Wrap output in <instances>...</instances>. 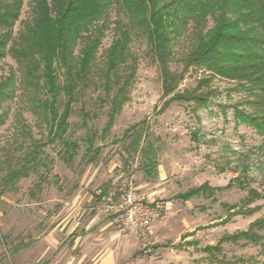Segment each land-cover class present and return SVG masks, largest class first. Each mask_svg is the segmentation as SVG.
<instances>
[{
    "label": "rangeland",
    "instance_id": "rangeland-1",
    "mask_svg": "<svg viewBox=\"0 0 264 264\" xmlns=\"http://www.w3.org/2000/svg\"><path fill=\"white\" fill-rule=\"evenodd\" d=\"M23 2L14 32L30 16L31 0ZM117 15L111 10L98 51L100 66L114 38ZM190 46L185 33L174 45L171 69L181 70L180 58ZM130 48L138 57L135 79L108 134L94 142L100 146L97 158L86 162L84 137L89 129L99 134L107 119L106 101H97L103 95L98 77L77 88L63 137L41 145L26 163L28 174L8 190L1 191L0 184V264H206L204 246L246 229L264 213V136L234 117L236 106L251 110L246 92L231 90L233 82L215 77L210 82L215 92L206 106L182 101L166 105L157 64L140 30H132ZM10 71L18 76V64L7 54L0 59V79ZM204 73L190 67L178 89L195 87ZM44 97L43 88L18 80L14 97L0 104L7 112L0 125V179L26 162L32 142L47 139L39 102ZM59 103L61 109L62 99ZM83 111L90 113L86 122ZM133 126L142 137L137 151L128 155L123 138L128 140L126 131ZM63 139L78 144L72 159L63 152ZM147 142L155 152L151 169L141 153ZM236 178L244 179L243 186L232 184L186 200L178 196L203 183L222 187ZM104 188L108 193L99 199ZM247 188L260 197L242 206ZM223 204L242 206L244 213L228 216ZM222 246L227 259L241 256L248 262L254 257L248 264H264L259 248L250 243Z\"/></svg>",
    "mask_w": 264,
    "mask_h": 264
},
{
    "label": "trees",
    "instance_id": "trees-1",
    "mask_svg": "<svg viewBox=\"0 0 264 264\" xmlns=\"http://www.w3.org/2000/svg\"><path fill=\"white\" fill-rule=\"evenodd\" d=\"M23 3V0H0V59L10 54L19 68L18 76L10 71L0 79V104L14 97L18 80L34 89L43 88L45 97L39 102L48 131L45 142H32L25 163L1 177V191L8 190L28 174L26 163L34 158L41 145L63 137L73 113L77 88L94 82L96 77L101 79L99 86L103 90L97 101H106L107 119L99 134L89 129L84 141L86 162L97 158L100 146H94V142L98 136L104 138L108 134L129 98V88L135 79L138 57L130 48L132 30H140L146 38L160 73L162 96L168 97L164 104L182 101L204 107L215 92L210 86L211 80L220 77L233 82L231 90L245 91L244 101L251 106L250 111L235 107L236 122L251 126L258 135L264 136V0H31L30 16L14 32ZM113 9L118 14L112 22L115 35L104 51L100 66L98 51ZM185 33L191 37V46L180 58L181 70L176 71L170 67L174 45ZM192 66L202 69L204 76L195 87L179 90L180 81ZM88 116L90 113L83 111L84 122ZM6 118L7 112L0 110V125ZM126 136L124 150L131 155L139 148L142 132L133 126L126 131ZM192 137L197 138L196 134ZM147 145L141 153L146 169H151L155 152L150 142ZM63 147V152L72 159L78 144L63 139ZM247 167L243 165V171ZM232 184L243 186L244 179L236 178L222 187L203 183L178 196L186 200L199 194L212 195ZM107 193L104 188L98 198ZM259 197L254 188H247L242 206ZM223 205L228 209V216L244 213L242 206ZM241 240L257 246L264 256V213L246 229L225 234L215 245L204 246L201 250L206 253V264L253 262L254 257H249L248 262L241 256L226 258L222 243Z\"/></svg>",
    "mask_w": 264,
    "mask_h": 264
},
{
    "label": "crops",
    "instance_id": "crops-1",
    "mask_svg": "<svg viewBox=\"0 0 264 264\" xmlns=\"http://www.w3.org/2000/svg\"><path fill=\"white\" fill-rule=\"evenodd\" d=\"M1 214V213H0Z\"/></svg>",
    "mask_w": 264,
    "mask_h": 264
}]
</instances>
